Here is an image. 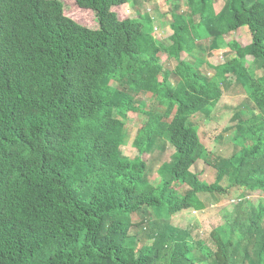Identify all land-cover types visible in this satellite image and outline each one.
Here are the masks:
<instances>
[{"label":"trees","instance_id":"1","mask_svg":"<svg viewBox=\"0 0 264 264\" xmlns=\"http://www.w3.org/2000/svg\"><path fill=\"white\" fill-rule=\"evenodd\" d=\"M137 1L75 0L94 12L98 28L90 30L58 0H0V264H264L261 208L242 231L240 262L238 222L211 232L213 252L201 242L189 247L188 232L143 228L152 213L202 211L200 195L264 194V0H225L218 11L217 0H166L164 40L148 13L121 19L113 11ZM241 27L246 46L236 39ZM221 48V61L207 64L211 74L200 70L203 52ZM222 86L239 87L258 111L246 120L233 111L241 149L228 159L206 149L189 121L209 118ZM144 92L154 106L131 143L136 156L121 158ZM155 139L173 155L152 185L145 156ZM199 162L214 170L212 183L192 170Z\"/></svg>","mask_w":264,"mask_h":264},{"label":"rangeland","instance_id":"2","mask_svg":"<svg viewBox=\"0 0 264 264\" xmlns=\"http://www.w3.org/2000/svg\"><path fill=\"white\" fill-rule=\"evenodd\" d=\"M63 5L64 14L78 23L79 25L90 29L96 30L98 24L95 18V14L92 10L79 9L76 6L75 0H58ZM225 0H217L215 4V10H220L223 6ZM113 11L118 15L119 18L133 19L137 15H143L148 13L149 17L152 19V26L156 33L154 36L157 40H164L169 34L170 30L166 25L170 21L169 16V6L166 0H138L134 5V8L128 5L120 6L114 8ZM186 11V8H182L180 13ZM141 15V16H142ZM247 29L241 27L236 34V39L241 46H246L249 44V39L247 35ZM230 36L225 37V42H229ZM205 46V45H204ZM224 46V45H223ZM221 46V47H223ZM226 51V48H221L220 50L213 52H203L202 57L205 60V64L202 65L200 70L210 72L208 65H213L221 61L222 55ZM163 63L166 62L164 53L160 55ZM186 59V58H185ZM248 68L251 69L254 77L260 75V71L257 66L252 64V61L248 60ZM208 64V65H207ZM166 69H171L172 64L166 63ZM211 74V73H209ZM175 80L172 81L174 84ZM121 89H125V85L120 86ZM223 97L221 103L217 105L213 110H211L209 118L203 114L194 115L190 118V123L197 127V135L200 138L201 144L214 153V156L221 159H228L234 153H238L241 146H233V139L236 133L233 131L234 126L237 123L236 120H231L233 111L235 110L238 120H246L252 115L258 113L253 107L251 102L245 97L243 92L239 87L233 86L228 90L224 86L220 87ZM139 107L135 112H133L129 119L128 125L125 127V133L127 135L126 144L120 148V157L126 159H133L136 156V151L132 148L131 143L133 141L136 130L143 124L149 113L146 112L148 109L154 106L153 99L150 94L144 92V94L139 95ZM237 120V121H238ZM245 144L249 145V142L244 140ZM173 150L172 148L164 143V141L155 139L153 146L151 147L148 155L145 156L147 161V166L149 168L147 180L150 184L155 185L158 183L159 178L157 176V169L162 163H169L172 160ZM196 173L200 174V179L205 183H212L215 178V172L212 168H208L202 162L196 164L192 169ZM222 186L225 188L228 183L224 181ZM243 197L240 202H236V197ZM200 202L203 204L202 211H194L193 207L188 210L182 211L172 217L166 219L163 217H155L154 213L151 215V220L149 225H143V228L148 229L152 226L153 232L162 231L167 227L178 229L184 232H188L190 236L189 247H193L194 242H201L205 244L212 252L215 250L210 234L213 230L226 229L229 225L234 222H238L239 227H236L234 234V241L236 244V261L240 262L243 256V243L242 231L248 225V221L253 218L257 213L259 208L264 211V194L258 196L248 195L241 190H236L235 188H230L227 196H216V195H200ZM233 201H229L232 200ZM234 202L236 204H230ZM153 211V210H152ZM264 213V212H263ZM134 222L138 219L133 217ZM138 229H132L130 236H136ZM194 256L199 258L201 252L199 250L193 251Z\"/></svg>","mask_w":264,"mask_h":264},{"label":"built area","instance_id":"3","mask_svg":"<svg viewBox=\"0 0 264 264\" xmlns=\"http://www.w3.org/2000/svg\"><path fill=\"white\" fill-rule=\"evenodd\" d=\"M154 33H156V30H154Z\"/></svg>","mask_w":264,"mask_h":264}]
</instances>
